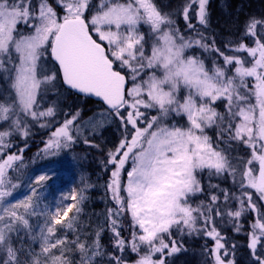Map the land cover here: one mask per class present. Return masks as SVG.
<instances>
[{
	"label": "snow or ice",
	"instance_id": "6c2138e0",
	"mask_svg": "<svg viewBox=\"0 0 264 264\" xmlns=\"http://www.w3.org/2000/svg\"><path fill=\"white\" fill-rule=\"evenodd\" d=\"M209 3L0 0V264H173L192 238L202 264H236L218 220L245 235L246 264H264V15L218 46ZM61 90L95 98L93 114L61 108ZM112 124L120 139L100 161L112 206L84 233L86 170L51 203L48 182L62 153L99 150ZM33 126L52 163L25 175Z\"/></svg>",
	"mask_w": 264,
	"mask_h": 264
},
{
	"label": "rangeland",
	"instance_id": "374dc122",
	"mask_svg": "<svg viewBox=\"0 0 264 264\" xmlns=\"http://www.w3.org/2000/svg\"><path fill=\"white\" fill-rule=\"evenodd\" d=\"M164 4H168L171 7H177L182 0H162ZM208 11L210 13V22L211 26H215L214 23L219 27L224 29L225 32H229L234 34L239 26L242 24L243 19L239 17L240 14L249 13L247 16L253 14L254 16L260 17L264 15V0H210ZM167 10V9H166ZM242 16V15H240ZM214 22V23H213ZM61 98V96L59 97ZM50 103L52 100H55V97H50ZM92 115V114H91ZM90 115V116H91ZM89 117V116H88ZM58 119H62L60 116L57 117ZM34 134L37 135L38 133H43L48 131L47 129L40 128L39 126L32 127ZM32 131V130H31ZM49 134V133H48ZM121 130L118 128L116 124H112L110 128L105 130L102 136L96 137L95 142L99 144L105 150L111 148L115 143L118 142L120 139ZM208 135L212 136L213 139L215 138L214 131L209 129ZM28 140V139H27ZM47 140V137H41L39 141L36 139H32L28 145V147L24 150L23 156L25 164L27 168L25 170V175H32L38 174L42 169L48 167L52 162L46 159L41 158L37 154L40 150L44 147V142ZM19 147H23L25 141L23 139L17 138L14 141ZM81 151V150H80ZM77 150H73L71 153H62L61 156L58 158L59 161L62 162L61 167L57 169L58 178L55 181H49L48 184L51 186L49 189L48 201L54 202L55 199L60 195L61 190L65 193L68 189L72 188L73 186L77 191H79L81 184H80V174H81V165L79 166L73 164L72 157L76 156L77 158L82 157L81 152ZM81 162V160H79ZM83 168V167H82ZM111 168V166H109ZM96 170V169H94ZM93 170V171H94ZM104 170V168H102ZM84 175L88 179V183L91 184L92 177L89 175L87 171L84 172ZM94 180H102V175L99 172H96ZM24 176H21V180L23 181ZM108 181L109 178L107 177ZM107 181V182H108ZM213 184H220L221 187H229L230 181H226L223 178H212L211 181ZM204 183H207V178H205ZM101 188L104 189V183L99 185ZM92 190L89 188L88 191L85 193L87 199L84 201L82 205V211L80 212L79 216L76 218V227L82 222L83 216L86 214L87 221L91 222V226H85V228H90L91 231L86 233H91L94 231L96 226L100 223V219H98L95 215H93L92 210L87 211L86 207L88 204V194ZM25 191V187L19 190L17 195ZM110 193L106 203L109 202ZM88 212V213H87ZM75 214V210L69 213V218H71ZM60 226L58 225L57 228ZM109 235L106 236L107 242ZM83 238V237H82ZM196 238L188 239L189 241H193ZM200 244H203L202 239L197 240ZM200 249L197 251H183L176 255L175 258L172 259L173 264H202V257L200 256Z\"/></svg>",
	"mask_w": 264,
	"mask_h": 264
},
{
	"label": "trees",
	"instance_id": "16d2710c",
	"mask_svg": "<svg viewBox=\"0 0 264 264\" xmlns=\"http://www.w3.org/2000/svg\"><path fill=\"white\" fill-rule=\"evenodd\" d=\"M233 2H234V0H233ZM248 13H249V10H248ZM248 13L240 14L242 16L239 15V17L242 18L244 21L246 19V17H248L247 16ZM251 15H253V14H251ZM243 21H242V23H243ZM178 23L180 24L181 28H183V21L178 20ZM214 25L215 26H211V22H210V28L208 29V33L210 36L215 37L218 46H222V44L228 40H234L236 38V35L238 34V31H239L240 26H241V25L239 26L238 30L234 34H231L229 32H225L224 29L219 28L215 23H214ZM61 93H62L61 98H59L61 108L68 109V110H72V109H75L78 107L82 108L85 118H87L88 116L93 114V110L96 108V103L94 100L84 98L82 96L78 97L76 95H72V94H69L67 92H64L63 90H61ZM31 130H32L31 134L27 138L28 144L30 143V141L32 139H36V141H39V139H41V137H47L48 138V131H45L43 133H38L37 135H35L33 129H31ZM74 150H77V151L81 150L80 152H81L82 157L85 156V154H87V159H80L81 162L79 161V163L83 167V169L86 170L89 173V175L93 178L91 181V185H94V187H91L92 190L88 194V200H87L88 204H87V206H85L86 210L87 211L92 210L93 215H95L98 219H100L101 222H103L104 217H105L106 208L112 206L110 200L108 203H106L108 196H109V193L105 192V187L103 189L99 186L103 183L105 185L108 181L107 177L110 178V171L102 170L103 165L100 163L101 160L106 159L107 150H105L101 146H100V149L98 150L96 148H85L83 145H79V146L75 147ZM94 169H96V170H94ZM96 172H99V174L102 175V177H101L102 180H98V181L94 180V178H95L94 174H96ZM241 222L242 223L244 222L243 218H242ZM85 226H88V227L91 226V222L87 221L86 214L83 216L82 222L78 225V229H80L84 233L91 231L90 228L86 229ZM217 226H218V229L221 231L222 235L228 240V245H226V246L230 247L231 244H233V243H235L237 245L236 257H235L236 258V264H246L247 251L248 250L246 248L247 240H246V237L243 234V232H241V233L234 232L232 229V225L227 223L226 220L223 222L218 220ZM244 227H245V229L248 227L247 223H244ZM107 235H109V234L105 233L102 236L101 242L104 244L109 243L106 240ZM123 235L127 237L129 235V233L127 231H125L123 233ZM197 240L198 239H194L193 241H189L188 239H185V247L187 248V251H197L200 249V246L202 244H200ZM209 243L211 244V241ZM175 257L176 256L172 257V259Z\"/></svg>",
	"mask_w": 264,
	"mask_h": 264
},
{
	"label": "water",
	"instance_id": "95a60500",
	"mask_svg": "<svg viewBox=\"0 0 264 264\" xmlns=\"http://www.w3.org/2000/svg\"><path fill=\"white\" fill-rule=\"evenodd\" d=\"M91 99H93L95 101V98H91Z\"/></svg>",
	"mask_w": 264,
	"mask_h": 264
}]
</instances>
